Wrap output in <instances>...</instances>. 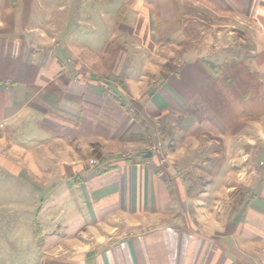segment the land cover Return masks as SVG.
<instances>
[{
    "label": "crops",
    "instance_id": "1",
    "mask_svg": "<svg viewBox=\"0 0 264 264\" xmlns=\"http://www.w3.org/2000/svg\"><path fill=\"white\" fill-rule=\"evenodd\" d=\"M0 154L33 264H264V0H0Z\"/></svg>",
    "mask_w": 264,
    "mask_h": 264
},
{
    "label": "rangeland",
    "instance_id": "2",
    "mask_svg": "<svg viewBox=\"0 0 264 264\" xmlns=\"http://www.w3.org/2000/svg\"><path fill=\"white\" fill-rule=\"evenodd\" d=\"M46 5L47 4H45V6ZM54 12L55 14L58 13V11L56 10ZM107 13L109 14L110 12L107 11ZM194 15L195 14L190 15L189 18H185V19L186 20L192 19ZM201 16L205 17V19L210 20L211 24L213 25V27H211L213 31L215 29H218L220 25L226 23L223 22L224 20H226L222 18L224 17L223 15L214 14V12L208 13V15H204V13H202ZM99 28L100 29L97 28L98 29L96 33L97 37L94 36V38L99 40V42H97L96 40V41H89L84 43L87 44L86 46L92 47V49L96 51L97 49L104 47V51H105L108 50L109 47L111 48V46L114 43L112 41L111 42L106 41L107 40V36L105 35L107 34L106 29H103V27L101 26ZM187 28H189L193 38L197 37L200 34L201 28L199 26L197 27L195 25L191 26L187 24ZM84 35H85L84 37H88V34H84ZM115 44H117V42ZM129 44H130L129 47L130 51H133L134 53L135 50L137 49V43L130 42ZM235 45L236 43H234V47ZM236 48H238V46ZM236 48H232V49H236ZM143 60H145V58L137 56V53L134 56L131 54V57L127 58V64H129L126 65L129 66L128 73L135 76L138 75L140 72H143L141 70L145 64ZM24 138L25 139H20V138L18 139V141L21 142L19 148L23 147L24 149L30 151V149L28 148V139L26 137ZM217 150L220 151L219 148H217ZM33 155L37 156L35 160L40 162L38 166L40 167V170L43 172L42 158L40 156L41 151H38L34 154L32 153V156ZM211 156L218 157L219 162L221 161V159L222 161L225 160V155L222 154L211 155ZM1 157L2 156H0V159ZM22 160L24 162V160L26 161V158ZM23 162L18 163L13 161V163L16 166H18V168H20L18 169L14 166L12 167L10 162L8 163L7 161L4 162L0 160V264H20V261L21 262L27 261L25 263L33 264L32 262L33 259H31L33 254H31V250L29 251L27 250V247H30V244L33 241L32 238L33 224L31 223V221H29L32 220L33 218L28 217L30 211L27 205L29 204L30 206L33 204L38 205V202L27 201L29 195L32 192L31 191L32 186L29 185L31 181L34 183V179L30 175H28L29 173L26 168V162L24 163ZM211 162L214 161L212 160ZM37 237L38 236H36V238Z\"/></svg>",
    "mask_w": 264,
    "mask_h": 264
},
{
    "label": "built area",
    "instance_id": "3",
    "mask_svg": "<svg viewBox=\"0 0 264 264\" xmlns=\"http://www.w3.org/2000/svg\"><path fill=\"white\" fill-rule=\"evenodd\" d=\"M159 135V134H158ZM157 137V135H156ZM151 152L159 157V164L163 165L165 163V160L162 158L163 154H161V143L160 141H156L151 149ZM90 165H94L95 161L94 160H90L89 161Z\"/></svg>",
    "mask_w": 264,
    "mask_h": 264
},
{
    "label": "trees",
    "instance_id": "4",
    "mask_svg": "<svg viewBox=\"0 0 264 264\" xmlns=\"http://www.w3.org/2000/svg\"><path fill=\"white\" fill-rule=\"evenodd\" d=\"M35 224H36V222H35ZM36 225H37V224H36ZM35 235L38 236V235H37V232H35Z\"/></svg>",
    "mask_w": 264,
    "mask_h": 264
}]
</instances>
